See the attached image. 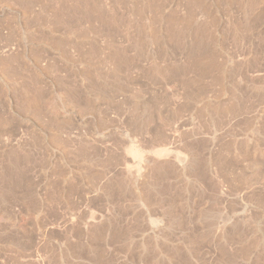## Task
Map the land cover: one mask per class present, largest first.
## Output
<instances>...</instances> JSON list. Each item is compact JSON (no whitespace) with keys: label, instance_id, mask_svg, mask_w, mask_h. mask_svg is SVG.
I'll return each mask as SVG.
<instances>
[{"label":"rangeland","instance_id":"1","mask_svg":"<svg viewBox=\"0 0 264 264\" xmlns=\"http://www.w3.org/2000/svg\"><path fill=\"white\" fill-rule=\"evenodd\" d=\"M0 62V264H264V0H0Z\"/></svg>","mask_w":264,"mask_h":264},{"label":"bare ground","instance_id":"2","mask_svg":"<svg viewBox=\"0 0 264 264\" xmlns=\"http://www.w3.org/2000/svg\"><path fill=\"white\" fill-rule=\"evenodd\" d=\"M0 63H1V62H0ZM2 63H5V62L2 61ZM3 65H5V67H6L7 63H5V64H3ZM1 66H2V65H1ZM0 68H1V67H0ZM2 68L5 69L3 66H2ZM6 68H7L6 72L8 73V72H9V71H8V69H9L8 66H7ZM3 69H2V70H3ZM4 71H5V70H4ZM11 72H12V70L10 69V73H11ZM10 73H9V74H10ZM12 76H13V73H12Z\"/></svg>","mask_w":264,"mask_h":264}]
</instances>
